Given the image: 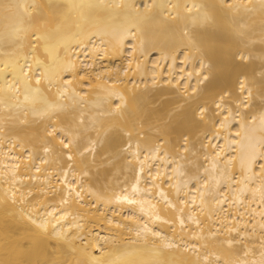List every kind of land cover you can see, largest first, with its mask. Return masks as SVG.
Returning a JSON list of instances; mask_svg holds the SVG:
<instances>
[{"label": "bare ground", "instance_id": "obj_1", "mask_svg": "<svg viewBox=\"0 0 264 264\" xmlns=\"http://www.w3.org/2000/svg\"><path fill=\"white\" fill-rule=\"evenodd\" d=\"M0 264H264V0H0Z\"/></svg>", "mask_w": 264, "mask_h": 264}]
</instances>
